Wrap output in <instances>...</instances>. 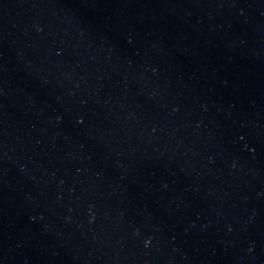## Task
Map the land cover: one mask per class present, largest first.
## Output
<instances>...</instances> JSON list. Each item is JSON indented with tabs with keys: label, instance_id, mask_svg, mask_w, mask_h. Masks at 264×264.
Masks as SVG:
<instances>
[{
	"label": "water",
	"instance_id": "95a60500",
	"mask_svg": "<svg viewBox=\"0 0 264 264\" xmlns=\"http://www.w3.org/2000/svg\"><path fill=\"white\" fill-rule=\"evenodd\" d=\"M0 264H264V0H0Z\"/></svg>",
	"mask_w": 264,
	"mask_h": 264
}]
</instances>
